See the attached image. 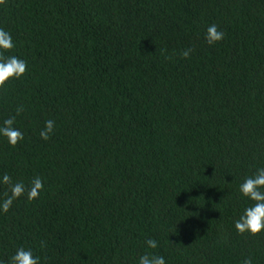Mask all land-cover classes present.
Segmentation results:
<instances>
[{
    "label": "trees",
    "instance_id": "1",
    "mask_svg": "<svg viewBox=\"0 0 264 264\" xmlns=\"http://www.w3.org/2000/svg\"><path fill=\"white\" fill-rule=\"evenodd\" d=\"M0 28L28 65L0 89V124L24 106L0 177L44 181L0 212V264L21 247L40 264H264V232L235 229L264 168V0H5Z\"/></svg>",
    "mask_w": 264,
    "mask_h": 264
},
{
    "label": "clouds",
    "instance_id": "2",
    "mask_svg": "<svg viewBox=\"0 0 264 264\" xmlns=\"http://www.w3.org/2000/svg\"><path fill=\"white\" fill-rule=\"evenodd\" d=\"M5 4V0H0V5ZM224 33L218 30L215 24L210 25L205 34V41L209 46L215 45L224 39ZM15 47L10 32L0 28V89H4L6 84L13 79H21L27 72L26 61L17 56H7L4 53L11 51ZM194 48L183 49L179 55L182 59H189ZM172 57H166L171 59ZM24 112V106L16 108L15 116H11L0 124V136L4 137L8 144L15 148L23 139V133L15 127L16 117ZM55 121L47 120L40 130L39 136L43 141H48L55 132ZM0 186L5 188L3 198L0 199V212L8 213L14 202L20 198H25L28 202H33L39 198L44 188V181L41 177H34L29 185L23 181H13L12 177L5 173L0 177ZM239 193L252 203L243 214L235 221V229L238 234H249L257 236L264 232V168H259L254 175L248 176L239 186ZM148 249H156L158 242L155 239L145 241ZM41 248L46 246V242H41ZM10 264H40V258L34 256L31 249L18 248L11 257ZM137 264H166L163 256L146 252L141 255ZM242 264H252L251 258H246Z\"/></svg>",
    "mask_w": 264,
    "mask_h": 264
}]
</instances>
